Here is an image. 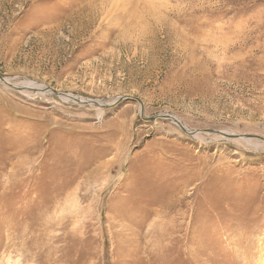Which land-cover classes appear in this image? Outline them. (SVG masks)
Instances as JSON below:
<instances>
[{"label":"rangeland","instance_id":"rangeland-1","mask_svg":"<svg viewBox=\"0 0 264 264\" xmlns=\"http://www.w3.org/2000/svg\"><path fill=\"white\" fill-rule=\"evenodd\" d=\"M0 78V264H264V0H0Z\"/></svg>","mask_w":264,"mask_h":264},{"label":"water","instance_id":"water-1","mask_svg":"<svg viewBox=\"0 0 264 264\" xmlns=\"http://www.w3.org/2000/svg\"><path fill=\"white\" fill-rule=\"evenodd\" d=\"M0 83L3 84V85H5V86H7V87H10V88L16 89V90H19V89H22V90H30V89H31L30 86H29V87H28V86H26V87H16L15 85H12V84L8 83V82H7L5 79H3V78H0ZM42 89H43L44 91H46V92L52 94V95H53L54 97H56V98L66 97V98L69 99V95L61 94V93H57V92H55V91H53V90L47 89L46 87H42ZM124 99H125V98H120V99L117 100V102H118V101H121V100H124ZM70 100L73 101V102H78V103L80 102V101L78 100V98L73 97V96H71ZM85 101H86V100H85ZM138 103L140 104V115H142V113H143V111H142L143 106H142L141 102L138 101ZM84 104H86V105H88V104H92V105H94L95 107H98V108H101V109H104V108L110 106V105H102V104H99V103H97V102H95V101H92V100H91L90 102H85ZM156 119H164V120H168V121L172 122L173 124L177 125L178 128H180L181 131H182L183 133H185L186 135H188V136L193 137V134L196 133V132H194V131H190V130H189V131H190V132H189V131L185 130L186 128H184V126H183V125H182L177 119H175V118L172 117V116H168V115L158 116V117H156V118L149 119V120H150V121H153V120H156ZM207 133H208V134H214V135H223V137L228 138V139L240 138V137H237V136L227 135V134H225V133L223 134L222 132L207 131ZM256 139H258V140H263V141H264L263 138H259V137H258V138H256Z\"/></svg>","mask_w":264,"mask_h":264},{"label":"bare ground","instance_id":"bare-ground-1","mask_svg":"<svg viewBox=\"0 0 264 264\" xmlns=\"http://www.w3.org/2000/svg\"><path fill=\"white\" fill-rule=\"evenodd\" d=\"M7 82H8V80H6ZM9 83V82H8ZM29 86H33V84H30ZM62 98V100H70V98H71V96H69V99L68 98H66V97H61ZM79 100V99H78ZM79 101H81L82 102V100H79ZM81 102H79V103H81ZM87 102H90V101H87ZM92 105V104H91ZM93 106V105H92ZM101 111H99V115H101ZM185 128V127H184ZM185 130H187V131H189L188 129H185ZM190 132V131H189ZM195 132V131H194ZM197 133L198 132H196V133H194L193 134V136H196L197 135ZM202 133V132H201ZM226 134V133H225ZM238 141H239V139H237ZM257 141V140H256ZM248 142H252V141H247V143ZM261 142V143H260ZM260 142H258L257 141V145H263L264 144V141L263 140H260ZM246 143V142H245ZM263 143V144H262ZM264 146V145H263ZM258 147H260V146H258ZM257 148V147H256Z\"/></svg>","mask_w":264,"mask_h":264}]
</instances>
